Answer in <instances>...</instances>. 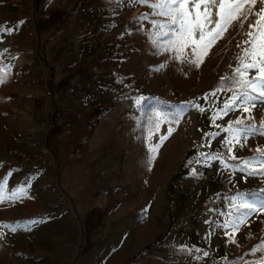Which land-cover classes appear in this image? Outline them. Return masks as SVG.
<instances>
[{
  "label": "rangeland",
  "instance_id": "374dc122",
  "mask_svg": "<svg viewBox=\"0 0 264 264\" xmlns=\"http://www.w3.org/2000/svg\"><path fill=\"white\" fill-rule=\"evenodd\" d=\"M153 2L63 0L58 25L70 31L77 20L79 32L65 53L70 69L44 64L45 76L15 69L16 51L31 47L34 34L11 27L45 12L0 6V26L14 29L0 31V264H202L198 248L208 242L194 231L217 233L227 215L246 216L245 197L264 205V177L250 175L264 164V100L247 112L246 103L221 111L241 90L221 78L241 63L264 3H245L247 20L239 15L210 46L192 45L177 59L170 42L178 26H154L170 18ZM16 33L25 41L15 43ZM117 46L124 56L116 68ZM102 68L114 70L104 95ZM68 74L71 83L53 89ZM206 119L213 136L201 139ZM257 209V230L237 235L247 246L264 241V207ZM240 254L235 264H259L264 246Z\"/></svg>",
  "mask_w": 264,
  "mask_h": 264
},
{
  "label": "snow or ice",
  "instance_id": "6c2138e0",
  "mask_svg": "<svg viewBox=\"0 0 264 264\" xmlns=\"http://www.w3.org/2000/svg\"><path fill=\"white\" fill-rule=\"evenodd\" d=\"M139 3H148V0H138ZM264 3V0H260ZM248 3L254 6L257 0H154L150 6L154 10H159L158 15L169 17L170 19L165 23H159L154 21V26H159L161 29L165 28L168 24L176 25L177 28L173 29L174 39L170 42L171 47L177 51V59L181 56L186 57L184 52L185 48L196 45L197 47H207L211 43L215 42L216 39L220 38L224 31L234 22L235 19L239 18V15H244L240 9L243 5ZM213 8L215 11V19L213 18ZM252 11L251 7L248 9ZM238 13V15H234ZM257 16L255 24H249L251 31L246 33L249 37L248 40L243 43L247 45L243 49V56L238 57L240 64L234 70L232 77H222L221 80L231 79L234 83L239 85L241 89L239 92H234L227 102L224 103L222 112L225 114L229 111L235 110L238 105L247 104L249 107H245L244 111H250L251 108L255 107L253 103L257 98L264 100V8L259 13H254ZM146 18V17H145ZM247 15H244V20H247ZM23 21H19L18 24H22ZM243 23V22H242ZM0 31L12 32L14 29H5L0 26ZM161 35L167 33L161 32ZM198 37V39L196 38ZM207 37V41H206ZM194 59L190 62L195 63L199 66L200 58L196 56V47L192 48ZM247 63H244L245 60ZM249 69H257L259 75L254 77L246 78L245 73ZM5 73L0 70V83L4 82ZM238 77V79H237ZM214 95V93H212ZM241 119L234 121L236 124H240ZM159 123V116L157 118V127ZM232 122H230L231 124ZM261 127H264V120L261 121ZM254 128L255 126H250ZM172 130L169 129V133ZM166 139V136L161 137V141ZM159 145L150 147V151H155ZM257 154L264 158V151L258 149ZM235 159L236 157H232ZM250 161H246V164ZM250 175L264 177V164L259 169H252ZM0 187H3L0 182ZM264 191V190H261ZM241 198L245 194H238ZM2 199V197H0ZM241 208H247L250 212L255 211L257 207H264V205L254 206L252 203L245 202L239 205ZM240 223H244L241 219ZM238 229V225H234ZM15 229H13L14 231ZM234 242V241H233ZM264 246V241H261L260 245L253 247L252 251L257 248ZM207 255V253H205ZM259 264H264V260H261Z\"/></svg>",
  "mask_w": 264,
  "mask_h": 264
},
{
  "label": "crops",
  "instance_id": "0c3cea01",
  "mask_svg": "<svg viewBox=\"0 0 264 264\" xmlns=\"http://www.w3.org/2000/svg\"><path fill=\"white\" fill-rule=\"evenodd\" d=\"M63 0H0V6L4 7L6 5H16L21 6L24 10L28 11H36V12H45L49 13L51 15V18H49L48 14L44 15L45 13H36V15L33 17L32 15H24L22 24H18L19 21H15L11 27H16L19 29L28 27L33 32V37L31 40H26L27 43L29 41H32L31 47H19L16 51L17 61L15 69L18 67H24L26 70H29L31 72H37L40 73V71H43V75H47L46 69H44V64L47 65V68H53L54 71L59 70L61 66L64 65V69H70L68 65V59L65 58V53L70 50L69 47L71 45L70 38H73L78 32H79V26L77 20H74L72 23V28L69 31V29L60 24V16H62V11L66 9L64 5H62ZM117 4V3H116ZM100 9H103V7H99ZM19 32V31H18ZM56 32V33H55ZM57 34L55 36L56 41H52V38L54 34ZM26 38L20 37L17 35H14V42L19 43L25 41ZM113 55V54H112ZM114 55L116 56L117 60L113 61L116 65L115 67L120 65V62H122V58L124 53L120 51L119 47H115L114 49ZM65 60V61H64ZM108 62V61H107ZM103 63V61H102ZM107 65V64H105ZM113 69H104L102 68L100 70V75L98 74V78L100 79V89L99 92L102 95L105 94V92L108 94L109 89L108 84H110V79L108 80L109 75L111 76L113 73ZM134 72H131V76H133ZM105 75V78H103ZM71 76L72 74H68V76L64 77L61 81H58L53 86V89H63L65 88L69 83H71ZM102 79H101V78ZM45 78V77H44ZM106 84V85H105ZM33 90L35 95H39L41 89L40 86L34 85ZM107 97V96H106ZM73 98V97H72ZM74 99V98H73ZM107 99V98H106ZM103 98L100 99V102L98 105L101 107L103 105ZM200 101V100H199ZM201 102H198L199 106ZM71 107L75 106L74 100L71 101V104H69ZM204 121V120H203ZM202 123L204 124V122ZM209 121L206 119V134H200L201 139L204 137L213 136V133H211L209 128ZM199 133L201 132L198 129ZM203 133V132H201ZM204 136V137H203ZM200 139V140H201ZM199 140V142H200ZM209 191H213V188H211ZM246 201L250 203V200L246 198ZM254 206H257L253 204ZM256 208L255 211L248 212L246 216L242 217L240 215H227L223 219V224L221 228L217 231V233L214 231L213 233H209L207 228L202 229V231H194L192 234L194 235H206V241L208 242V245H204L205 242H200V247L198 248V257L202 261V264H235V261L237 259H240L242 256L240 253L248 251L253 249L254 244L251 246H247L246 243H241L239 240L237 241V238L240 236H237L239 233V230L242 229V232L248 234H253L257 230L258 225V213ZM229 219V221H227ZM243 219L244 223H240V220ZM229 227H227V226ZM234 225H238V229L234 227ZM228 228V230H226ZM233 229V231H232ZM233 236V237H232ZM234 236H237L236 238ZM194 237V236H193ZM196 237L193 239L195 240ZM234 241V242H233ZM198 247V245H197ZM207 253V255H205ZM200 264V263H199ZM238 264H248L246 263V258L238 263Z\"/></svg>",
  "mask_w": 264,
  "mask_h": 264
}]
</instances>
